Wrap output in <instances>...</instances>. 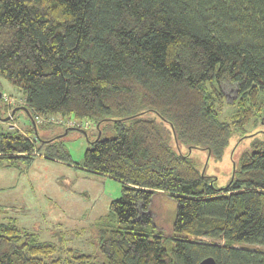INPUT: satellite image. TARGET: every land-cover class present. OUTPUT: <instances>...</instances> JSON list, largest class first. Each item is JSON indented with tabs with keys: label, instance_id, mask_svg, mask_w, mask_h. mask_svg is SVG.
I'll use <instances>...</instances> for the list:
<instances>
[{
	"label": "trees",
	"instance_id": "trees-1",
	"mask_svg": "<svg viewBox=\"0 0 264 264\" xmlns=\"http://www.w3.org/2000/svg\"><path fill=\"white\" fill-rule=\"evenodd\" d=\"M0 77L35 121L28 133L0 124V166L41 148L70 162L35 117L86 118L97 133L81 166L121 183L94 223V254L9 219L0 264H264V0H0ZM0 91L1 122V79ZM193 149L207 162L226 152L225 186ZM158 193L176 204L170 233L151 211Z\"/></svg>",
	"mask_w": 264,
	"mask_h": 264
},
{
	"label": "rangeland",
	"instance_id": "rangeland-1",
	"mask_svg": "<svg viewBox=\"0 0 264 264\" xmlns=\"http://www.w3.org/2000/svg\"><path fill=\"white\" fill-rule=\"evenodd\" d=\"M0 79L8 113L14 107L25 106L21 90L6 79ZM224 90L230 101L233 91L228 87ZM36 123L42 139L58 137L70 162L47 158L41 148L33 155L19 157L13 166H0V220L12 219L40 240L94 254L98 251L94 223L107 212L110 202L120 196L121 183L81 166L84 151L90 145L88 137L92 139L97 133L92 121L58 115L43 117ZM0 124L22 133H28L32 125L23 109H18L11 120ZM258 126L264 131V124ZM106 128L104 125L102 136L114 134ZM29 136L39 142L33 128ZM247 146L248 141L238 144L231 155L237 158ZM180 147L186 150L184 145ZM190 156L206 174L216 177L217 186L223 187L229 182L232 162L226 152L221 159L210 158L208 162L203 150L193 149ZM175 207V202L167 195L158 193L152 198L151 211L165 233L171 232Z\"/></svg>",
	"mask_w": 264,
	"mask_h": 264
},
{
	"label": "water",
	"instance_id": "water-1",
	"mask_svg": "<svg viewBox=\"0 0 264 264\" xmlns=\"http://www.w3.org/2000/svg\"><path fill=\"white\" fill-rule=\"evenodd\" d=\"M1 94H2V93H1V91H0V98H1ZM18 109H23V110L27 113V116L30 118V120L32 121L33 125H35V121H34L33 117L30 115V113H29L27 107H25V106L14 107V108L12 109V111H11L10 114H8V115L5 116L4 118H2L3 121H8ZM97 137H98V136H97ZM198 264H215V261H214V258H213V257H211V256H207V257L201 259V260L198 262Z\"/></svg>",
	"mask_w": 264,
	"mask_h": 264
},
{
	"label": "built area",
	"instance_id": "built-area-1",
	"mask_svg": "<svg viewBox=\"0 0 264 264\" xmlns=\"http://www.w3.org/2000/svg\"><path fill=\"white\" fill-rule=\"evenodd\" d=\"M43 118V116H39V115H37L36 117H35V119L37 120V121H39L40 119H42Z\"/></svg>",
	"mask_w": 264,
	"mask_h": 264
}]
</instances>
